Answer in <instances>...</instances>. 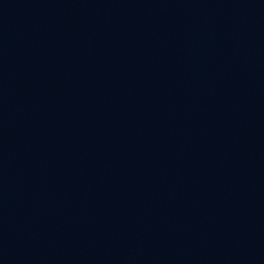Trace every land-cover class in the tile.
<instances>
[{
  "label": "water",
  "instance_id": "obj_1",
  "mask_svg": "<svg viewBox=\"0 0 264 264\" xmlns=\"http://www.w3.org/2000/svg\"><path fill=\"white\" fill-rule=\"evenodd\" d=\"M0 264H264V0H0Z\"/></svg>",
  "mask_w": 264,
  "mask_h": 264
}]
</instances>
